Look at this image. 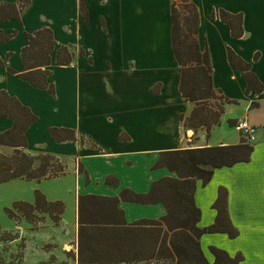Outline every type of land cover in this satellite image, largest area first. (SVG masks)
Returning a JSON list of instances; mask_svg holds the SVG:
<instances>
[{"label": "crops", "instance_id": "crops-1", "mask_svg": "<svg viewBox=\"0 0 264 264\" xmlns=\"http://www.w3.org/2000/svg\"><path fill=\"white\" fill-rule=\"evenodd\" d=\"M191 1L199 13V44L202 49L207 46L210 55L213 87L236 101L225 104L220 123L211 128L209 136L204 127L195 130L180 119L181 114H190L194 104L179 91L181 66L171 33L174 0H84L88 23L81 0H30L18 17L0 20V59L4 62L0 66V107L7 108L12 99L36 116L23 132L25 145L16 148L3 135L14 127L15 119L12 114L0 115V155L10 157L16 149L32 156L49 154L65 167L63 174L39 181L17 177L0 183L7 191L0 199V221L7 219L5 208L14 201L33 203L37 189L49 201L60 200L67 208L66 196L55 182L63 176L72 179V228L65 227L64 212L58 222L44 214L36 225L24 217L12 223L13 232L26 238V263L28 257L55 254L63 258L74 250L80 195L120 197L124 188L146 193L155 180L177 176L167 166L153 167L160 152L238 143L242 136L228 121L246 118L256 127L250 159L215 168L206 184L196 178L194 200L201 212L198 226L212 225L217 216L213 204L224 187L228 217L238 230L235 237L226 232L200 236L210 262L215 259L211 248L216 247L232 257L241 255L238 264H264V0ZM4 4L19 7V0H0ZM220 9L242 14V36L231 34L229 24L219 17ZM5 12L11 11L7 7ZM44 27L52 30L58 45L74 51L72 62L58 65L54 50L51 64L43 67L50 69L48 81L54 84V93L15 73L23 71L21 52L29 43L26 33ZM230 50L250 64L262 90H247L242 70L230 61ZM52 127L71 129L75 137L57 140L50 132ZM38 165L35 159L32 167ZM108 177L112 182L106 181ZM118 206L127 222L158 219L166 213L161 202L120 199ZM45 245H50L49 253ZM32 249L40 254L33 255ZM66 264L77 261L72 258Z\"/></svg>", "mask_w": 264, "mask_h": 264}, {"label": "trees", "instance_id": "trees-1", "mask_svg": "<svg viewBox=\"0 0 264 264\" xmlns=\"http://www.w3.org/2000/svg\"><path fill=\"white\" fill-rule=\"evenodd\" d=\"M187 5L192 7V16H185L180 21L175 1L172 4V46L176 60L181 66L179 91L182 97L194 104L188 116L180 115L183 124L195 130L204 127L209 136L214 125L220 123L225 104L236 102L223 95L217 96L212 84V66L207 46L201 48L198 41L199 13L191 0ZM30 0H19L15 4L0 5V20L8 16H19V11ZM81 0L80 8L85 22L87 11ZM7 7L11 12H5ZM219 17L229 24L234 37L243 35L241 13H230L219 10ZM184 24L186 28H184ZM184 28V29H183ZM189 33L192 37L189 39ZM28 45L22 49L23 71L18 76L28 80L32 85L45 88L54 93V84L48 81L50 69H43L51 64V53L55 50L56 64H69L74 58V51L68 45H58L50 28L44 27L34 33H26ZM79 54H84L80 49ZM232 65L242 70L247 81V90H262L263 85L250 70V64L230 50ZM0 66L4 62L0 59ZM0 93V98H1ZM222 98L212 106L209 101ZM13 115L14 127L6 134L10 144L16 148L25 145L23 132L36 116L24 106L11 99L7 108L0 107V115ZM230 125L236 121L229 120ZM52 136L57 140L73 139L75 132L71 129L52 127ZM253 146L241 138L238 143L218 146H204L162 151L153 167L167 166L177 173L176 177H162L152 183L146 193H138L129 188L120 192V197L102 195H80L78 199V255L77 264H139L155 261L157 264H238L241 255L230 256L226 251L212 247L214 261L210 262L200 244V236L206 232H226L235 237L238 230L231 224L227 212V190L219 189L218 198L213 206L217 209L216 220L212 225L198 226L200 209L196 206L194 192L196 178L206 184L212 177L214 169L229 166L236 162L248 161ZM39 160L37 167H32L34 160ZM81 170V168H80ZM65 172V167L54 156L49 154L29 155L21 149L8 157L0 155V183L17 177L41 180L58 176ZM111 178H107V182ZM144 204L161 202L166 213L158 219L141 218L127 222L119 200ZM64 203L60 200L49 201L40 191H35L33 203L16 200L5 212L9 217L19 220L24 217L36 225L48 214L55 222L61 219ZM3 239L14 240L16 234L7 232Z\"/></svg>", "mask_w": 264, "mask_h": 264}, {"label": "rangeland", "instance_id": "rangeland-1", "mask_svg": "<svg viewBox=\"0 0 264 264\" xmlns=\"http://www.w3.org/2000/svg\"><path fill=\"white\" fill-rule=\"evenodd\" d=\"M176 5H177V9L179 12V18L180 21H184L185 16H192L193 11H192V7L188 4V1H184V0H174ZM184 28H186L185 24H184ZM183 28V29H184ZM189 41L192 37V33H189ZM173 88L171 87V85L168 87V91L169 93L172 92ZM221 94L217 93V96H220ZM222 101V98H218V99H212L211 101H209V103L212 106L216 107V103ZM234 109V107H233ZM235 109H239L238 107ZM244 119V118H243ZM237 122V121H236ZM228 125L229 122H228ZM233 126V125H230ZM234 127V126H233ZM223 132V128L221 126V128ZM242 138V137H241ZM65 175V174H64ZM65 176H63L62 178H60V180H57L55 182V186L58 187L61 190V193L66 196L67 199V208H64V213H63V217L66 220V224L65 227L70 229L72 228V223L74 220V211H73V207L72 205H70L71 203V196H72V179H68V178H64ZM69 177V174L66 176ZM11 185V184H10ZM6 190H4V186L0 188V199H3L4 196L6 195ZM1 217L4 218V216ZM22 217L19 219L21 220ZM19 220L9 217L7 216V219L5 221H0V264H66V261L69 260L72 261V258L77 261V255H78V237H77V245L73 246L74 250H71V252L67 253L66 255L63 256V258H59L57 256H55V254H51L50 256L48 255L46 258H36V257H28V262H25V237H20L18 235V233L13 232V226L12 223L13 222H18ZM27 220V219H26ZM28 221V220H27ZM29 222V221H28ZM12 226V228H11ZM7 232L16 234L17 238H15L14 240H5L3 239L4 237H6L8 234ZM36 248L35 243H33V248ZM45 253H49V248L50 245H45L43 246ZM66 249H71L70 245H66L65 247ZM32 254L34 255H39L40 251L36 250V249H32ZM139 264H149L146 262H141ZM150 264H157L155 261L150 262Z\"/></svg>", "mask_w": 264, "mask_h": 264}, {"label": "built area", "instance_id": "built-area-1", "mask_svg": "<svg viewBox=\"0 0 264 264\" xmlns=\"http://www.w3.org/2000/svg\"><path fill=\"white\" fill-rule=\"evenodd\" d=\"M235 128L240 132L243 139L248 143H252L256 137V127L251 124L246 118L238 120Z\"/></svg>", "mask_w": 264, "mask_h": 264}]
</instances>
